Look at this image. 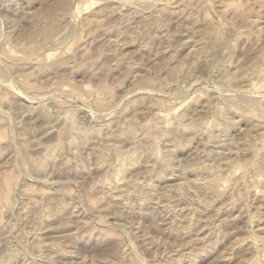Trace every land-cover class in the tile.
Returning a JSON list of instances; mask_svg holds the SVG:
<instances>
[{"label":"rangeland","instance_id":"obj_1","mask_svg":"<svg viewBox=\"0 0 264 264\" xmlns=\"http://www.w3.org/2000/svg\"><path fill=\"white\" fill-rule=\"evenodd\" d=\"M51 28L45 43L37 29ZM260 85L264 0H0V181L13 171L21 186L10 201L0 182V264H264V141L256 136L264 126L248 116L264 114ZM217 106L235 126L216 146L201 128L222 121ZM238 107L250 111L241 117ZM159 108L161 122L151 116ZM148 119L156 135L144 134ZM180 124L189 129L175 134ZM57 140L43 170L29 164ZM122 156L131 163L122 160L116 179ZM227 157L250 164L230 171ZM210 159L221 164L220 182L193 188L205 171L189 169Z\"/></svg>","mask_w":264,"mask_h":264},{"label":"bare ground","instance_id":"obj_2","mask_svg":"<svg viewBox=\"0 0 264 264\" xmlns=\"http://www.w3.org/2000/svg\"><path fill=\"white\" fill-rule=\"evenodd\" d=\"M65 4H66V1H62V2L60 3L59 6H64V8H66L67 6H66ZM65 6H66V7H65ZM53 7H55V6H51V7L49 8V11L47 12L48 14H51V13L53 12ZM256 18H258V17H256ZM254 20H255V19H254ZM59 24H60V23H59ZM56 27H57V25H56ZM35 28H36V26H35ZM38 28H39V27H38ZM47 29H48V28H47ZM37 30H39V31H43V34H44V35H43V40H44V38H45V39H49V36H51V33H52L53 31L57 30V29L54 30V28H51L50 30H47V31H46V30H43V29H42V30H41V29H37ZM55 32H57V31H55ZM27 33H28V32H27ZM27 36H28V35H27ZM41 36H42V33H41ZM52 37H53V36H52ZM50 40H51V38H50ZM45 41L47 42V40H44V42H45ZM46 42H45V43H46ZM48 42H49V41H48ZM48 44H49V43H48ZM198 45H199V44H198ZM198 45H195V44H194V46L192 45L193 48H194V50H198V48H195V47L198 46ZM191 48H192V47H191ZM194 50H193V51H194ZM191 52H192V51H191ZM57 60H58V59H57ZM59 60H60V59H59ZM59 60L56 61V62H59ZM53 62H54V61H53ZM223 62H224V61H223ZM227 62H229V61H227ZM34 63H35V62H34ZM44 63H45V62H44ZM44 63H43V64H44ZM54 63H55V62H54ZM224 63H225V62H224ZM35 64H37V63H35ZM41 64H42V62H40L39 65H41ZM49 64H50V63H49ZM51 64H52V63H51ZM59 64H60V63H59ZM59 64H58V65H59ZM222 64H223V63H222ZM228 64H229V63H228ZM52 65H53V64H52ZM54 65H55V64H54ZM61 65H62V63H61ZM217 65H218V64H217ZM37 66H38V65H37ZM218 66H219V65H218ZM222 66H223V65H222ZM225 66H226V65H225ZM42 67H43V66H42ZM42 67L40 66V68H42ZM47 67H48V66H47ZM52 67H53V66H52ZM58 67H59V66H58ZM223 67H224V66H223ZM37 68H38V67H37ZM40 68H38V70H40ZM45 68H46V67H45ZM45 68L43 67L42 69L44 70ZM48 70H49V69H48ZM48 70H47V71H48ZM41 71H42V70H41ZM49 71H50V70H49ZM51 71H52V70H51ZM38 72H40V71H38ZM43 72H45V71H43ZM37 74H38V73H37ZM42 75H43V74H42ZM44 76H46V75L44 74ZM220 77H221V76H220ZM220 77H219V78H220ZM147 80L149 81V79H147ZM251 83H252V81H251ZM252 84H253V83H252ZM260 87L262 88L263 86L260 85ZM260 87H259V88H260ZM106 88H107V87H106ZM262 89H264V88H262ZM204 94H205V93H204ZM209 94H210V93H209ZM209 94H208V95H209ZM210 96H211V94H210ZM212 97L214 98L215 96H212ZM260 98H261V97H260ZM142 99H144V98H142ZM152 99H154V98H152ZM155 99H156V100H154V101H156L155 103H156L157 105H156L155 103H154V104H155L156 106H159V104H160L159 99H157L156 97H155ZM258 100H259V99H258ZM258 100H257V101H258ZM149 101H150V100H149ZM152 101H153V100H152ZM160 101H162V100L160 99ZM150 102H151V101H150ZM150 102H148V103H150ZM158 102H159V104H158ZM162 102H163V101H162ZM162 102H161V103H162ZM207 102H208V100H207ZM209 102H210V100H209ZM209 102H208V103H209ZM186 103H187V102H186ZM208 103H207V104H208ZM255 103H256V102H255ZM255 103H254V105L257 104V107H258V103H259V102L256 103V104H255ZM218 105H219V104H218ZM223 105H225V104H223ZM223 105L221 104L222 108H223ZM259 105H260V104H259ZM160 106H161V105H160ZM162 106H163V104H162ZM217 107H218V106H217ZM248 107H249V106H248ZM255 107H256V106H255ZM255 107L253 106V109H254ZM257 107H256V108H257ZM260 107H261V106H260ZM10 108H11V107H10ZM160 108H161V107H160ZM160 108H159L157 111H156V109H155V110L153 111V112H155V113H153L154 116H153V115H151V116H152V118L155 117V118H158L159 120H160V119H162V120H163V119L166 120V117H167V116H165L164 114H161V113H160V112H162V111H160L162 108H161V109H160ZM220 108H221V107H220ZM238 108H239V107H238ZM238 108H236V109H238ZM243 108H244V110H243ZM246 108H247V107H242V110H243V111H239L240 108H239L238 110L235 109V111H236V113L239 112V114H240L239 116H241L242 114H245V113H243L244 111L248 110V109H246ZM11 109H13V108H11ZM226 109H227V108H225L224 111H225ZM245 109H246V110H245ZM251 109H252V108H251ZM163 110H164V109H163ZM165 110H168V109H165ZM165 110H164V111H165ZM215 110L217 111V108H216V107H215ZM256 110L259 111V112L261 113L260 108H257ZM218 111H219V114H220L221 116H223V118L221 117V118H222V121L220 120L221 122H219V121H212V120L210 121V120H209V121L204 122V125H203L202 128H201V129H203V130H201V132L204 131V133H205V136H206V137H205L206 142H208V143H209V142H212V143H215V145H216V143H219V142L221 143V141H224V140L226 139V136L228 135V132L230 131L229 129H231V128H233V127L235 126V125H234L235 121H234V120H230V119H232V117H231V118H228L227 114H225V115L227 116V117H226V116L224 115V113L222 112V109H219V107H218ZM248 111H250V110H248ZM257 111H255V112H257ZM240 112H242V113H240ZM252 112H253V113H251V111H250V113H249L248 116H249V117H252V119L255 121V124H254V125H257V127H263V126H264V114L262 113L263 115H262V114L260 115L259 112H258V114H256V113H254V110H253ZM182 113H183V112H182ZM182 113L179 114V115H177L178 119H180L182 116H184V115H182ZM225 113H226V111H225ZM183 114H184V113H183ZM222 114H223V115H222ZM246 114H247V113H246ZM67 115H68V113H67ZM175 115H176V114H175ZM250 115H251V116H250ZM151 116H150V117H151ZM237 116H238V115H237ZM239 116H238L237 118H239ZM248 116H245V117L249 118ZM173 117H174V116H173ZM184 117H185V116H184ZM241 117H244V116H241ZM74 119H75V118H73L72 116H67V122H68L67 125L69 126V128H70L71 130L76 129V131H74V132H77V131H78L79 134L82 135L84 132H82L83 130L80 131L81 127H76V123H75L76 120H74ZM122 119H125V118H122ZM183 119H184V118H183ZM243 119H244V118H243ZM249 119H251V118H249ZM180 120H182V119H180ZM127 121H128V120H127ZM153 121H154V119H152V120H151V119H150V120L148 119L146 122L144 121V123H143V128L145 129V130L143 131L144 134H145V131H146V130H149V131H147V132L150 133V134H149L150 136H152V135H156V134H154L155 132H154V133H151V131H150V130H154V131H155L156 128H159V126L156 125V122H153ZM156 121H157V119H156ZM177 121H178V120H177ZM251 121H252V120H251ZM67 122H66V123H67ZM122 122H123V120H122ZM124 122H125V121H124ZM131 122H132V121H131ZM159 122H161V120H160ZM159 122H158V124H162L164 121H163L162 123H159ZM174 122H175V121H174ZM181 122H182V121H180V123H181ZM172 123H173V122H172ZM177 123H178V122H177ZM120 124H121V123H120ZM127 124H128V122H127ZM175 124H176V123H175ZM65 125H66V124H65ZM122 125H123V124H122ZM122 125H121V126H122ZM124 125H125V124H124ZM128 125H131V124H130V121H129V124H128ZM177 125H179V123H178ZM180 125H181V124H180ZM183 125H184V124H183ZM189 125H190V124H189ZM191 125H192V124H191ZM191 125H190V129H191V127H192L191 130L193 131V130H194L193 128H195V127H194L193 125H192V126H191ZM254 125H253V126H254ZM77 126H78V125H77ZM100 126H101V125H100ZM139 126H140V125H139ZM160 126H161V125H160ZM162 126L164 127V123L162 124ZM172 126H173V125H171V128H172ZM174 126H175V125H174ZM66 127H67V126H66ZM98 127H99V126H98ZM124 127H125V126H124ZM131 127H132V130H131L130 126H129L128 128H129V130H130V132H131V134H132V131H134L133 129H135L136 127L133 128V123H132ZM141 127H142V126H140L139 129H141ZM168 127L170 128V126H168ZM168 127H167V128H168ZM77 128H78V130H77ZM79 128H80V129H79ZM99 128H100V127H99ZM120 128H121V130L123 129L122 127H120ZM143 128H142V129H143ZM160 128H161V127H160ZM165 128H166V127H165ZM167 128H166V129H167ZM171 128H170V129H171ZM179 128H180L181 131H182L181 133H183V131H186V129H189L188 126H186V125H185V126H182V125H181V126H176V128L174 127V129H173V130L171 129V130H172V131L175 130V134H176V132H177L178 130H180ZM252 128L254 129V127H252ZM82 129H83V128H82ZM84 129L86 130V128H84ZM126 129H127V128H126ZM126 129H125V130H126ZM142 129H141V130H142ZM162 129H163V130H162ZM259 129H260V128H259ZM94 130H95V129H94ZM119 130H120V129H119ZM121 130H120L119 133H121V132L123 131V130H122V131H121ZM161 130L164 131V128H161L160 131H161ZM191 130H189V131H191ZM126 131H127V130H126ZM136 131H137V129L135 130V132H136ZM169 131H170V130H169ZM169 131H168V133H169ZM189 131H188V132H189ZM192 131H191V132H192ZM256 131H257V130H256ZM260 131H261L260 134H259V135L256 134V136H260L259 138H260L261 140L264 141V133L262 132V130H260ZM80 132H81V133H80ZM123 132H124V131H123ZM128 132H129V131H128ZM130 132H129V133H126V135H127V134H130ZM135 132H134V133H135ZM143 132H142V133H143ZM165 132H167V131H165ZM253 132H254V131H253ZM258 132H259V131H258ZM85 133H87V132H85ZM96 133H97V132H96ZM99 133H101L100 130H99ZM99 133H98V134H99ZM162 133H163V132H161V135L165 134V133H163V134H162ZM178 133H179V132H178ZM204 133H203V134H204ZM72 134H73V133H72ZM72 134H71V135H72ZM98 134H97V135H98ZM116 134H117V133H116ZM146 134H148V133H146ZM151 134H152V135H151ZM175 134H174V135H175ZM184 134H185V133H184ZM201 134H202V133H201ZM73 135H77V134H73ZM73 135H72V136H73ZM122 135H123V134H122ZM122 135H121V136H122ZM126 135H124V136H126ZM133 135H134V134H133ZM149 135H148V136H149ZM157 135H158V130H157ZM166 135L168 136L167 133H166ZM177 135H178V134H177ZM177 135H176V136H177ZM180 135H182V134H179V136H180ZM83 136H84V135H83ZM116 136H117V135H116ZM134 136H137V132H136V135H134ZM144 136H145V135H144ZM148 136H147V137H148ZM159 136H160V135H159ZM163 136H164V135H163ZM169 136H170V133H169ZM229 136H230V135H229ZM252 136H253V135H252ZM85 137H86V136H84V138H85ZM132 137H133V136H132ZM142 137H143V136H142ZM145 137H146V136H145ZM154 137L156 138V136H154ZM160 137H161V136H160ZM174 137H175V136H174ZM69 138H70V136H69ZM78 138H79V137H78ZM82 138H83V137H82ZM133 138H135V137H133ZM149 138H150V137H149ZM152 138H153V137H152ZM157 138H158V137H157ZM171 138H172V137H171ZM177 138H179V137L174 138L175 141H176ZM191 138H192V137H191ZM228 138H229V137H228ZM230 138H231V137H230ZM255 138H256V137H255ZM70 139H71L70 141H72V142H73L74 140L76 141V138H75L74 140H72V138H70ZM162 139H163V138H162ZM164 139H165V138H164ZM131 140H133V139H131ZM142 140L144 141V140H146V139H142ZM226 140H228V139H226ZM226 140H225V141H226ZM230 140H232V138H231ZM253 140H254V139H253ZM256 140H257V138H256ZM57 141H58V140H57ZM57 141H56V142H57ZM59 141H60V140H59ZM59 141H58V143H55V144L51 143L50 146L48 145L47 147H44V146H43V147L45 148V152H44V150H43V152H44L45 154L43 153V154H44L43 156H42V154H41L42 157H40V159H39L38 161H35L36 163H35V162L32 163V162L30 161L29 164H30L31 166H32L33 164L36 165V166H34V167L38 168L39 170H40L42 167H44V161H47V160H49V159H52V158H53V152L55 151V149L59 148V145L61 146V144H59ZM133 141H134V142H132V143L134 144V143H135V140H133ZM139 141H140V140H139ZM139 141L136 142L137 145H138ZM147 141H149L148 138H147ZM155 141H156V139H154V138H153V140L151 139V144L148 145V146L151 148V151H150V149H148V151L152 153L153 158H154V156L157 155V153H159V152H158V148H160V146H158V148L156 147V145H155ZM166 141H167V140H165V142H166ZM173 141H174V140H172V142H173ZM190 141H191V139H190ZM192 141H193V140H192ZM232 141H233V140H232ZM254 141H255V140H254ZM140 142H142V141H140ZM145 142H146V141H145ZM157 142H158V141H157ZM167 142H168V141H167ZM167 142H166V144H167ZM179 142H180V141H179ZM181 142H182V141H181ZM234 142H235V141H234ZM234 142H232V144H233ZM260 142H261V141H260ZM68 143H69V141H68ZM74 143H76V142H74ZM146 143H147V142H146ZM168 143H169V142H168ZM170 143H171V142H170ZM177 143H178V139H177ZM177 143H176V144H177ZM227 143H228V142H227ZM227 143L224 142V144H227ZM258 143H259V140H258L257 143L253 144V146L256 147L255 145H257ZM139 144H140V143H139ZM142 144H143V143H142ZM159 144H160V143H159ZM178 144H179V143H178ZM210 144H211V143H210ZM221 144H222V143H221ZM221 144H219V145L221 146ZM241 144H242V143H241ZM260 144H261V143H260ZM260 144H259V145H260ZM46 145H47V144H46ZM134 145H136V144H134ZM137 145H136V146H137ZM143 145H144V144H143ZM174 145H175V142H174ZM234 145H235V144H234ZM246 145H247V144H246ZM246 145L244 144V146H246ZM250 145H252V143H251ZM250 145H248V146L250 147ZM145 146H146V145H144V147H145ZM167 146H168V145H167ZM216 146H217V145H216ZM240 146H241V145H240ZM244 146L242 147L244 151H246V150L249 149L248 147H244ZM261 146H262V145H261ZM61 147H62V146H61ZM61 147H60V149H61ZM138 147H140V146L138 145ZM149 147H148V148H149ZM165 147H166V145H165ZM228 147H230V145H229ZM233 147H234V146H233ZM219 148H220V147H219ZM219 148H218V150L220 151ZM230 148H231V147H230ZM244 148H248V149L245 150ZM250 148H251V147H250ZM137 149H139V148H137ZM137 149H136V151H137ZM233 149H234V148H233ZM239 149L241 150V148H239ZM251 149H252V148H251ZM253 149H254V148H253ZM259 149H260V148H259ZM259 149H258V152H259ZM134 150H135V149H134ZM142 150H143V148H142ZM142 150H141V151H142ZM144 150H145V149H144ZM144 150H143V151H144ZM159 150H160V149H159ZM162 150H163V149H161L160 152H161ZM216 150H217V149H216ZM228 150H229V148H228ZM228 150H227V148H226V149L223 150V152H226V151H228ZM254 150H255V149H254ZM254 150H252V151H254ZM263 150H264V149H260L261 153L264 154V152H262ZM118 151H119V150H118ZM118 151H117V152H118ZM132 151H133V150H132ZM148 151H147V152H148ZM164 151H165V150H164ZM167 151H168V150H167ZM229 151H230V150H229ZM229 151H228V152H229ZM236 151H237V150H236ZM238 151H239V150H238ZM238 151H237V152H238ZM249 151H250V149H249L247 152H249ZM256 151H257V150H256ZM134 152H135V151H134ZM149 152H148V153H149ZM165 152H166V151H165ZM169 152H171V151H169ZM215 152H216V151H215ZM215 152H214V153H215ZM221 152H222V151H221ZM223 152H222V153H223ZM228 152H227V153H228ZM231 152H233V151H231ZM234 152H235V151H234ZM120 153H121V152H120ZM120 153H119V154H120ZM130 153H131V152H129V155H130ZM163 153H164V152H163ZM163 153L161 152V154H163ZM214 153H213V154H214ZM216 153H217V152H216ZM240 153H241V152H240ZM245 153H246V152H245ZM126 154H127V153H126ZM126 154H125V155H126ZM133 154H134V153H133ZM133 154H132V155H133ZM210 154H211V153H210ZM217 154H218V153H217ZM225 154H226V153H225ZM241 154H242V153H241ZM252 154H253V152H252ZM254 154H256V155L259 156L260 153H259V154L254 153ZM51 155H52V157H51ZM120 155H122V154H120ZM125 155H124V156H125ZM127 155H128V154H127ZM129 155H128V156H129ZM208 155H209V154H208ZM219 155H220V154H219ZM222 155H224V154H222ZM222 155H221V157H222ZM226 155H230V154H226ZM231 155H232V154H231ZM117 156H119V155H117ZM160 156H161V155H160ZM162 156H163V155H162ZM162 156H161V157H162ZM165 156H167V154L164 155L163 157L165 158ZM168 156H169V155H168ZM168 156H167V158H168ZM209 156H210V155H209ZM209 156H208V157H209ZM258 156H256V157L259 158ZM261 156H262V155H261ZM55 157H56V156H55V154H54V158H55ZM119 157H121V156H119ZM130 157H131V156H129V159H130ZM132 157H134V156H132ZM151 157H152V156H151ZM163 157H162V159H163ZM229 157H231V156H229ZM233 157H234V153H233ZM235 157H236V156H235ZM253 157H254V155H253ZM263 157H264V155H263ZM263 157L260 158L261 161H262ZM116 158H117V157H116ZM126 158H127V157H126ZM167 158H166V159H167ZM214 158H217V157H214ZM218 158H219V157H218ZM218 158H217V159H218ZM223 158H224V157H223ZM227 158H228V157H227ZM227 158H226V159H227ZM37 159H38V158H37ZM118 159H120V158H118ZM123 159L125 160V158H123V156H122V159H120V160H121V163H122V160H123ZM127 159H128V158H127ZM132 159H133V158H132ZM132 159H131L130 161H133ZM157 159H158V158H157ZM160 159H161V158H160ZM160 159H159L158 161H161ZM166 159H165V161H167ZM168 159H170V158H168ZM220 159L222 160V158H220ZM231 159H232V158H231ZM231 159H229V158H228V160H225V159H224V160H223L224 162L222 163V167H223V165H224V166L232 165L233 163L231 162ZM234 159H235V158H234ZM32 160H33V159H32ZM35 160H36V159H35ZM52 160H54V159H52ZM52 160H51V162H52ZM120 160H119V162H118V163H119V164H118L119 167H116L117 169L114 168V171H115V172H113V173H114L113 175H114V177H115L116 179H118V177L120 176V173L123 172V170H122L123 167H126V165H124L123 163H122V164L120 163ZM124 160H123V161H124ZM212 160H213V159H212ZM212 160L210 159V162H212ZM229 160H230V161H229ZM263 160H264V159H263ZM125 161H126V160H125ZM130 161H129V162H130ZM153 161H154V160H153ZM168 161H169V160H168ZM204 161H205V160H204ZM255 161H256V160H255ZM127 162H128V160L126 161V163H127ZM215 162L217 163V161H215ZM218 162H220V160H219ZM259 162H260V161H258V163H259ZM262 162H263V161H262ZM262 162H261V164H262ZM31 163H32V164H31ZM46 163H49V162H45V164H46ZM130 163H131V162H130ZM130 163H127V164H130ZM151 163H152V164H150V165H154V164H155V161L152 162V160H151ZM153 163H154V164H153ZM159 163H160V162H159ZM162 163H164V162H162ZM165 163H166V162H165ZM167 163H168V162H167ZM205 163H206V162H205ZM212 163H213V162H212ZM231 163H232V164H231ZM249 164H250V163H249ZM249 164L247 163L246 165H245V164H244V165H243V164H239V165H238V163H236V164H234V165L231 166L230 171H233V170H235V169L238 168V167L240 168L241 166L246 168V166L249 165ZM261 164H259V165H261ZM118 165H117V166H118ZM217 165H219V166H217ZM220 165H221L220 163H217V164L213 163V165H211V164L208 165V162H207L206 164H202V163H201V165L198 164V165H195V166H191V168L189 169L191 172H199L200 170L205 171V173H204L205 176H204V177H200V176L197 177V176H196L195 179H194L193 181H190V183L192 184V187L194 188V186H195V187L197 188V186L200 187V185H203V186H205V185H206V186H210V185H211V186H212V185L217 184L218 182H220V180H221V178H222V177H221V174H220V170H219V169H220V168H219ZM252 165H253V164H252ZM254 165H255V164H254ZM256 165H257V163H256ZM259 165H257V166H259ZM31 166H30V167H31ZM165 166H166V165H165ZM262 166H263V168H264V165H263V164H262ZM162 167H163V165H162ZM167 167H168V165H167ZM169 167H170V165H169ZM31 168H32V167H31ZM36 168H35V169H36ZM45 168H46V167H45ZM45 168H44V170H45ZM164 168H165V167H163V169H164ZM248 168H249V167H248ZM259 168H260V167H259ZM263 168H262V169H263ZM32 169H34V168H32ZM35 169H34V170H35ZM38 169H37V170H38ZM169 169H170V168H169ZM242 169H243V171H244V168H242ZM42 170H43V168H42ZM42 170H41V171H42ZM149 170H150V169H149ZM167 170H168V168H167ZM171 170H172V168H171ZM222 170H223V169H222ZM247 170H248V169H246V173H247ZM41 171H40V172H41ZM187 171H188V170H187ZM190 171H189V173H190ZM228 171H229V170H228ZM243 171H242L240 174H242ZM16 172H18V171H16ZM35 172H36V170H35ZM35 172H34V173H35ZM40 172H36V173L38 174V173H40ZM44 172H45V171H44ZM7 173H8V172H7ZM41 173H42V172H41ZM18 174H19V173H18ZM18 174H17V175H18ZM37 174H36V175H37ZM121 174H122V173H121ZM240 174H239V175H240ZM17 175L15 174V172L12 171V173H11V171H10V173H8L6 176H5V175H4V176H3V175L1 176V178L4 179L3 181H4V184H5V187H6V188L3 187V188H5V190H4V191H5V196H6L8 199H10V201H11V197H12V193H13L14 187L16 186V184L18 185V183H17V182H18V176H17ZM39 175H40V174H39ZM39 175H37V176H39ZM244 175H245V174H244ZM244 175H243V176H244ZM3 177H4V178H3ZM120 177H121V176H120ZM120 177H119V178H120ZM115 178H114V179H115ZM239 178H243V181L246 179V181H247V178H245V179H244V177H239ZM19 179H20V176H19ZM104 179H105V178H104ZM104 179H103V181H101V183H102L101 185H102V186L105 187V186H108L109 184H111L109 181H107V180H109V179H107V180H104ZM116 179H115V180H116ZM224 179H225V177H224ZM119 180H120V179H119ZM226 180H228V179H226ZM3 181H2V182L0 181V182L3 184ZM20 181H21V180H20ZM20 181H19V182H20ZM187 182H188V181H187ZM244 182H245V181H244ZM248 182H249V179H248ZM256 182H257V180H256ZM184 183H185V182H184ZM2 184H1V187L4 186V184H3V185H2ZM19 184H20V183H19ZM188 184H189V183H188ZM219 184H220V183H219ZM226 184H227V182H226ZM180 185H182V184H180ZM16 187H18V186H16ZM20 187H21V186H20ZM20 187H18V188H20ZM200 188H201V187H200ZM26 189H27V188H26ZM1 191H2V190H1ZM21 191H23V190H21ZM0 193H1V192H0ZM2 193H3V192H2ZM23 193H24V192H23ZM33 193H34V192H33ZM33 193L30 194V192L28 193V191H27V193H26L27 196H25V197H28V199H27L28 201L26 200V202H29V203H27V204H29V205L26 204L28 207H29V206H30V207H31V206L33 207V205H30V204H34V206L37 205L38 198L36 199L35 196L33 195ZM16 194H17V193H16ZM24 194H25V193H24ZM20 195H21V194H20ZM42 195H43V194H41V196H42ZM39 196H40V195H38V197H39ZM2 197H3V196H2ZM6 197H5V198H6ZM14 197H15V196H14ZM23 197H24V196H23ZM24 199H25V198H24ZM2 200H3V199L1 198V201H2ZM12 200H13V199H12ZM39 200H41V197H39ZM5 202L7 203V201H5ZM5 202H3L2 204L5 205ZM14 202H15V201H14ZM12 203H13V202H11V204L9 205L10 207L14 204V203H13V204H12ZM35 204H36V205H35ZM38 204H39V202H38ZM0 205H1V204H0ZM40 205H41V204H40ZM40 205H39V206H40ZM1 206H2V205H1ZM33 208H34V207H33ZM36 208H37V207H36ZM10 209H12V207H11ZM40 209H41V206H40ZM40 209H39V210H40ZM36 210H38V209H36ZM1 212H2V210L0 211V214H2ZM43 214H44V213H43ZM43 214H42V215H43ZM99 214L101 215L102 213H99ZM104 214H105V213H104ZM40 215H41V214H40ZM100 215H98V216L100 217ZM102 215H103V214H102ZM103 216L105 217V215H103ZM0 217H1V216H0ZM104 217H103V218H104ZM41 218H42V216H41ZM0 219H1V218H0ZM81 219H83V218H80V220H81ZM99 219H101V218H99ZM119 219H120V218H119ZM80 220H79V222H78L79 225H80V222H81V221H83V222L86 221V220H81V221H80ZM101 220L103 221V219H101ZM1 222H2V220H1ZM67 222H69V223H67V224H70V223H71V221H67ZM76 222H77V221H76ZM83 222H81V223H82V224H87V225H88V223H83ZM87 222H88V221H87ZM72 223H73V221H72ZM1 224H2V223H1ZM76 224H77V223H76ZM82 224H81L80 226H84V225H82ZM105 226H106V225H105ZM112 226H113V225H112ZM107 227H108V225H107ZM109 227H110V225H109ZM110 228H111V227H110ZM112 228H113V227H112ZM119 228H120V227H119ZM107 229H108V228H107ZM117 229H118V227H117ZM110 230H111V229H109L108 231H110ZM113 230H114V229H113ZM115 230H116V229H115ZM105 231H106V229H105ZM120 231H121V229H120ZM261 232H262V231H261ZM258 234H259V233H258ZM255 235H256V234H255ZM255 235H254V236H255ZM261 235H262V234H261ZM258 236H260V235H258ZM260 238H262V236H260ZM251 240H253V238H252ZM256 240H257V242L260 241V239H257V238H256ZM253 241H254V240H253ZM255 242H256V241H255ZM260 242H261V241H260ZM262 242H263V241H262ZM263 243H264V242H263ZM25 250H26V249H25ZM25 252L28 253L27 250H26ZM23 254H25V253H23ZM25 256H26V254H25ZM29 256H30V255H29ZM23 257H24V256H23ZM25 258H26V257H25ZM0 260H1V259H0ZM4 260H5V259H4ZM29 260H30V259H27V258H26V260H25L24 263H26V261H27V263H28ZM249 260H250V259H249ZM255 261H256V260H255ZM255 261H254L253 264H255ZM5 262H6V261H5ZM45 262H46V261H45ZM251 262H252V261H251ZM251 262H250V264H252ZM24 263H22V264H24ZM27 263H26V264H27ZM30 263H31V262H30ZM30 263H29V264H30ZM247 263H248V262H247ZM257 263H258V262H257ZM257 263H256V264H257ZM33 264H34V263H33ZM248 264H249V263H248ZM260 264H262V263H260Z\"/></svg>","mask_w":264,"mask_h":264}]
</instances>
